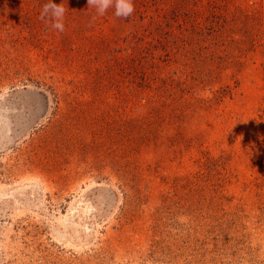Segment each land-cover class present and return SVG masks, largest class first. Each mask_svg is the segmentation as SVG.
<instances>
[{
  "label": "rangeland",
  "instance_id": "374dc122",
  "mask_svg": "<svg viewBox=\"0 0 264 264\" xmlns=\"http://www.w3.org/2000/svg\"><path fill=\"white\" fill-rule=\"evenodd\" d=\"M206 1L0 0V264H264V16L212 80L148 40Z\"/></svg>",
  "mask_w": 264,
  "mask_h": 264
},
{
  "label": "trees",
  "instance_id": "16d2710c",
  "mask_svg": "<svg viewBox=\"0 0 264 264\" xmlns=\"http://www.w3.org/2000/svg\"><path fill=\"white\" fill-rule=\"evenodd\" d=\"M230 3H233L232 0H207L204 23L187 18L186 15H184L185 19L177 15L161 16L158 22L162 31L150 35L148 40L152 41L151 47L154 50L167 52L170 56L182 57L183 64L186 63L185 56H187V59L198 64V69L204 70V77H210L211 80L217 76L224 77V72L220 73L216 70H225L240 63L237 60L244 52L249 49L253 51L256 46L261 45L259 40H254L253 35L258 33L256 36H259L261 33L260 21L264 16L260 6L258 9L254 7L245 10L231 6ZM174 23L175 25L171 26ZM174 26L182 31L186 30L190 36L186 37L180 32H174ZM237 33L239 39L236 38ZM197 75L202 76V73Z\"/></svg>",
  "mask_w": 264,
  "mask_h": 264
},
{
  "label": "clouds",
  "instance_id": "9594fccd",
  "mask_svg": "<svg viewBox=\"0 0 264 264\" xmlns=\"http://www.w3.org/2000/svg\"><path fill=\"white\" fill-rule=\"evenodd\" d=\"M88 6L95 8L99 16H103L109 8H114L115 15L124 19L129 18L135 11L133 0H88ZM65 11L62 3L56 4L54 0H48L42 6L41 19H48L51 29L63 32Z\"/></svg>",
  "mask_w": 264,
  "mask_h": 264
}]
</instances>
